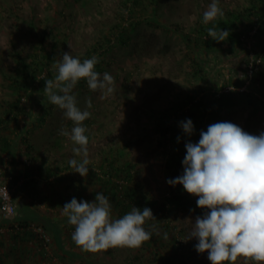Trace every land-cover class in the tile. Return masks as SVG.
I'll return each instance as SVG.
<instances>
[{"label":"rangeland","instance_id":"374dc122","mask_svg":"<svg viewBox=\"0 0 264 264\" xmlns=\"http://www.w3.org/2000/svg\"><path fill=\"white\" fill-rule=\"evenodd\" d=\"M210 2L0 0V115L7 117L9 101L21 98L32 119L26 120L27 111L22 112L19 132H13V139L18 141L16 148H20H15L16 155L23 160L15 162L12 154L0 156V168L10 167L6 169L13 176L11 184L15 179L11 172L14 163H36V173L52 170L56 176L54 181H32L34 198L25 203L17 198L16 215L6 217L0 211V264H211L206 252L195 249L197 240L189 239L195 218L206 210L182 185L171 186L167 181L183 172L185 143L198 141L201 130L209 124L231 121L252 134L264 131L263 78H250L247 73L248 65L264 53L260 46L264 41V3L220 0L223 16L204 24L203 12ZM222 20L233 22L246 35V41L250 39L252 48L248 49L243 40L241 45H233L230 40L209 37L207 28L215 26L219 30L217 23ZM254 27H259L256 34L252 33ZM17 52L28 64L34 55L52 57L49 65L41 59L50 78L56 74L55 61L63 52L81 60L96 55L100 63L96 70L108 71L114 77L115 91L106 99L100 98L99 91L90 90L84 79L73 89L81 109L87 107L89 97L93 104L88 109L92 115L84 121L90 160L86 176L74 172L68 164L75 156L73 142L60 130H70L72 121L63 110L50 103L45 92L32 89L23 93L4 78L5 72L14 73ZM261 63L255 71L260 70ZM192 97L204 99V104L192 110ZM45 111L48 125L35 134L31 121ZM191 111L199 124H194L195 131L188 136L180 122L186 112L192 115ZM5 119L14 127L12 117ZM20 132H26L27 143L20 140ZM173 155L176 162L171 172L167 165ZM107 161L116 167L129 165L133 172L131 181L113 171L114 188L123 194L135 189L146 204L156 203L152 209L155 219H147L149 223L146 220L144 225L152 236L139 247L119 245L86 251L72 240L74 226L62 215L61 207L72 197L93 201L94 191L103 185L108 168L112 170ZM88 177L95 178L93 184H89ZM106 191L100 187L99 192L112 202V192ZM173 196L181 197L194 210L169 204L167 199ZM23 228L35 231L37 237L26 243L14 241L16 230ZM235 264L259 262L241 256Z\"/></svg>","mask_w":264,"mask_h":264},{"label":"clouds","instance_id":"9594fccd","mask_svg":"<svg viewBox=\"0 0 264 264\" xmlns=\"http://www.w3.org/2000/svg\"><path fill=\"white\" fill-rule=\"evenodd\" d=\"M223 14L220 0H211L203 12V23ZM207 32L216 41H225L230 35L215 26L208 27ZM97 63L96 55L81 60L63 52L55 61L56 74L45 80L43 89L49 102L72 121L70 130L62 128L60 134L73 142L75 156L68 164L81 176L89 172V136L84 121L92 115L88 109L93 104L89 97L87 107L81 109L73 89L84 79L90 90L99 91L101 99L115 91L114 77L108 71L95 70ZM180 127L188 136L195 131L190 118L181 121ZM185 148L182 174L167 182L182 185L206 210L195 218L190 233L189 239L197 240L195 249L206 252L211 264H235L241 256L264 264V131L252 134L231 121H217L201 130L198 141L188 140ZM61 209L74 226L72 240L86 251L119 245L139 247L152 236L144 226L148 218L155 219L150 207L133 206L114 217L111 202L103 192H96L93 201L72 197Z\"/></svg>","mask_w":264,"mask_h":264},{"label":"trees","instance_id":"16d2710c","mask_svg":"<svg viewBox=\"0 0 264 264\" xmlns=\"http://www.w3.org/2000/svg\"><path fill=\"white\" fill-rule=\"evenodd\" d=\"M264 3V0H263ZM262 18H264V12L261 15ZM217 26L219 29H225L227 30L230 35L228 38H226V40H230V42L233 45H241L242 44V38L243 36L246 37V35L241 32L238 31L236 25L231 22L229 23L228 20L227 21H218ZM260 30V29H259ZM204 38H207L206 36ZM203 41V39H201ZM225 40V41H226ZM244 42V41H243ZM42 50V49H41ZM259 56V55H256ZM263 54L261 55V60L263 62ZM45 59L47 60V63L45 62V65H49L51 60H53L52 57H49L48 55H42V56H38V55H34V58L32 59V63L28 64L25 60V58L19 53L17 52V64L16 67L14 68V73H4V78L8 81H10L12 84L17 85L18 87H20L21 91L23 93H27L32 89L37 90L39 93H44V87H45V80L49 79L50 76L45 74V69L43 66V61L41 59ZM260 58V56H259ZM100 63L98 62L97 65L95 66V70L97 68H99ZM39 73V75H38ZM16 74V75H15ZM256 74V71L254 73V75ZM34 84V85H32ZM205 100L204 99H200V100H196V97H192L191 98V105H192V110L196 108H199V105L204 104ZM24 106L26 105H22V100L21 98H16L13 99L12 101H9V105H7V117L11 118L12 117V123H14V127L11 126V123H9L8 121H5L7 117H3L0 115V156H2V154H6L10 151H13L14 147L16 148V143L18 142L17 140H13L11 139V137L13 136V132L16 133L17 131L19 132V124H20V116L22 114V112L27 111L26 115L24 116V118L27 119H31V115L29 114L30 112L28 111V109H26ZM48 113L45 111V113L43 112L36 120L31 121V131H39L42 130L44 126L47 125L48 121H47V115ZM186 115L182 116L185 117L184 120L186 118H190L194 124H199V122L197 120H193V114L194 112L191 111L192 115L188 116V112L185 113ZM24 119V120H25ZM23 122L25 124H27V121ZM32 120V119H31ZM177 121L174 122H179L178 119H174ZM202 121V119H200ZM198 122V123H197ZM28 125V124H27ZM173 126H172V130H173ZM26 132L28 131L26 128ZM17 132V133H18ZM26 132H20V140H23L24 143L28 142V137L26 136ZM170 132V128L167 129V133ZM59 143V142H58ZM56 143V144H58ZM32 147V146H31ZM17 149V148H16ZM176 159V155L171 156L169 162H168V170H171V172L174 171V163ZM108 166H110V168L112 169L110 171V169L108 168V173H107V177L105 178V180L102 182L103 185L100 186L101 188H104L105 190L107 189L106 192H112V210L113 212H115L118 216H122L124 213L128 212L131 210V208L133 206H136L138 208H143L145 206L150 207L151 209H153L156 206V203H152V204H146L142 198H139L137 196V193L134 190L129 191L128 193H121L120 191L117 190V187L114 188V183L113 181H115L116 179V175L118 173V176L121 175H125L126 178H128V180L132 181V169L129 165H126L125 167H116V165L114 164V162H109ZM113 171L115 172V174L113 173ZM95 174H93L92 176H94ZM93 178V177H92ZM95 181V178H94ZM117 183L115 184V186H118V181H116ZM28 184V183H27ZM110 187V189H108ZM112 187V189H111ZM30 188V187H29ZM100 191V189H99ZM171 204H181L184 205L187 209H190L191 205L188 206L187 203H184V201L182 200V198L180 197H171L169 199H167ZM177 202V203H175ZM155 205V206H154ZM192 208V207H191ZM192 211L194 210L193 208L191 209ZM149 220V218H148ZM147 220V222H148ZM149 223V222H148ZM37 234L35 231L30 230V229H25L23 228V231H20L19 229L16 230V235L12 236V239L14 241H17L18 239L22 242H29L31 241L32 238H36ZM181 264H186L184 261L181 262Z\"/></svg>","mask_w":264,"mask_h":264},{"label":"crops","instance_id":"0c3cea01","mask_svg":"<svg viewBox=\"0 0 264 264\" xmlns=\"http://www.w3.org/2000/svg\"><path fill=\"white\" fill-rule=\"evenodd\" d=\"M260 46H261V48L263 49V52H264V41L260 44ZM262 54H264V53H262ZM259 69H258L259 71H256L255 78L258 77L260 80H261V78H263L262 82L264 83V60L261 63V65H259ZM242 94H243V96H245V93H242ZM47 125H48V123H47ZM42 130L35 131V134L43 132ZM13 138L14 137L12 136L11 139H13ZM18 148L19 147H17V149ZM19 150H20V148L18 149V151ZM10 154L13 155V159L15 160V162H21V159L23 160V157H20V156L16 155L15 147H14L13 151H10V152H8V153H6L4 155L2 154V156L5 157V155L7 156V155H10ZM50 166L52 167L53 165H50ZM7 167H9V166H7ZM40 168L43 169L44 167H40ZM46 168H47L46 170L48 171L49 168H50V167H48V164L46 165ZM37 169L38 168H36V163H32V164H29V165H27L25 163L24 164H16V163H14V165H12L11 172L14 173L13 175H15V179H14L13 184H11V185L14 187L15 192H17L16 194L14 193V197H15L16 201H17V198H18V199H21L20 202L21 201L22 202L24 201V203L27 202V201L31 202V199L34 198V196H33L34 192H32L33 190H31V182L32 181H33V183L35 181L44 183L46 178H49L50 181H54V179L56 178V176H54L55 175V171L53 172L51 170L50 171L51 173L50 172H48V173L45 172L44 174L41 175L40 171H39V173H36ZM93 174L94 173L91 172V175H93ZM75 177L77 179H80V180L82 179L80 176H75ZM12 179H13V176H12ZM87 179H89L88 181L91 182L89 184H93L94 179L92 177H88ZM14 183H15V185H14ZM27 183L28 184L30 183V186H29L30 188L26 186ZM80 186L82 187L83 184L80 185ZM99 189H100V186H98L96 190L94 189V186H93V190H95L94 194H96V192H98ZM17 203H18V201H17ZM18 205H19V203H18Z\"/></svg>","mask_w":264,"mask_h":264},{"label":"built area","instance_id":"2783aa9c","mask_svg":"<svg viewBox=\"0 0 264 264\" xmlns=\"http://www.w3.org/2000/svg\"><path fill=\"white\" fill-rule=\"evenodd\" d=\"M258 28L254 27L252 33L256 34L258 32ZM246 39L247 38L243 36L242 40L246 42L247 48L251 49L252 42L250 41V39H248L247 41ZM255 58L252 61V63L248 65L247 68V73L250 75V78H252L255 73L256 65L261 63L260 58H256V59ZM6 168L9 169L10 167L0 168V211L2 212L3 215L7 217V216H14L17 214L18 204L14 197V189L12 188L11 185L12 175L9 174V171ZM44 238L46 239L45 235Z\"/></svg>","mask_w":264,"mask_h":264}]
</instances>
